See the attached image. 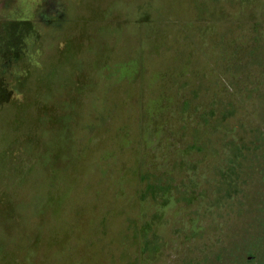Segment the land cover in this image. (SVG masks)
<instances>
[{"label":"rangeland","instance_id":"1","mask_svg":"<svg viewBox=\"0 0 264 264\" xmlns=\"http://www.w3.org/2000/svg\"><path fill=\"white\" fill-rule=\"evenodd\" d=\"M230 6V0L3 2L0 264H89L95 256L97 264H137L130 220L152 213L141 208L139 182L157 165V175L163 173L174 157L164 115L177 96L168 89L192 74L188 65L175 66L176 45L188 24L246 23L231 20ZM165 47H174L172 54L165 56ZM224 70L210 79L223 78ZM233 71L219 95L238 76ZM70 200L86 206L73 228L66 225L74 214ZM177 211L166 226L161 264H173L184 242L172 227ZM62 222L65 233L53 242Z\"/></svg>","mask_w":264,"mask_h":264},{"label":"trees","instance_id":"2","mask_svg":"<svg viewBox=\"0 0 264 264\" xmlns=\"http://www.w3.org/2000/svg\"><path fill=\"white\" fill-rule=\"evenodd\" d=\"M230 3L231 20L246 23L188 24V34L176 45L175 66L188 65L192 74L190 82L168 89L177 96L164 115L166 137L176 141L174 157L163 173L157 175V165L139 182L141 208L152 213L129 219L137 264H161L166 226L177 209L182 212L172 227L184 242L173 264H264V7L257 5L264 0ZM170 49L165 47V56ZM223 67L224 77L211 80L212 71ZM231 70L238 76L219 95ZM198 71L204 73L196 80ZM70 202L74 214L66 225L73 228L86 206ZM63 222L52 231L53 242L65 233ZM97 261L95 256L88 262Z\"/></svg>","mask_w":264,"mask_h":264},{"label":"flooded vegetation","instance_id":"3","mask_svg":"<svg viewBox=\"0 0 264 264\" xmlns=\"http://www.w3.org/2000/svg\"><path fill=\"white\" fill-rule=\"evenodd\" d=\"M4 2H5V0H4Z\"/></svg>","mask_w":264,"mask_h":264}]
</instances>
